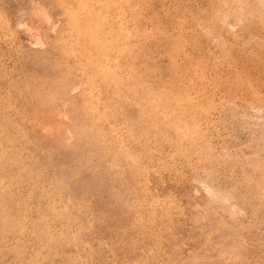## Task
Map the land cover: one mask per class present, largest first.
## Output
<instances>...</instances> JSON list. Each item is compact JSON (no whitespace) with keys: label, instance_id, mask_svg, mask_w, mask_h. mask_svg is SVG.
Returning a JSON list of instances; mask_svg holds the SVG:
<instances>
[{"label":"rangeland","instance_id":"1","mask_svg":"<svg viewBox=\"0 0 264 264\" xmlns=\"http://www.w3.org/2000/svg\"><path fill=\"white\" fill-rule=\"evenodd\" d=\"M0 264H264V0H0Z\"/></svg>","mask_w":264,"mask_h":264}]
</instances>
